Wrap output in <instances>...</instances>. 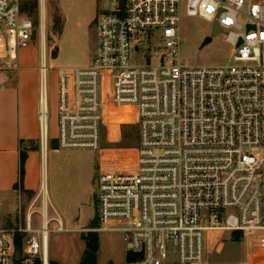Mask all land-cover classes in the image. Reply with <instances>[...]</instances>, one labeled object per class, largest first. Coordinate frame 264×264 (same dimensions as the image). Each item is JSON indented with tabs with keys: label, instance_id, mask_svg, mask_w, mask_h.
<instances>
[{
	"label": "built area",
	"instance_id": "2783aa9c",
	"mask_svg": "<svg viewBox=\"0 0 264 264\" xmlns=\"http://www.w3.org/2000/svg\"><path fill=\"white\" fill-rule=\"evenodd\" d=\"M22 2L0 0V84L21 71L20 50L45 38L44 26ZM182 13L217 22L234 64H186ZM97 25L93 62L56 68L55 152L99 151L107 110L126 107L136 119L138 148L133 163L100 167V227L85 231L121 233L126 257L137 255L125 264H172L173 254L175 264H207L211 245L238 233L247 243L242 264H264V0H112ZM46 75L44 66L39 121L45 153ZM42 216L41 229L29 214L24 224L0 230V264H15L17 235L25 264L37 258L49 264V233L72 230Z\"/></svg>",
	"mask_w": 264,
	"mask_h": 264
},
{
	"label": "rangeland",
	"instance_id": "374dc122",
	"mask_svg": "<svg viewBox=\"0 0 264 264\" xmlns=\"http://www.w3.org/2000/svg\"><path fill=\"white\" fill-rule=\"evenodd\" d=\"M111 4L112 0H38V18H34L38 26L43 25L45 28L43 48L46 46L47 49L45 65L51 136L59 134V72L56 68L86 67L92 63L99 49L98 18L110 10ZM58 18L60 26L63 27L62 33L55 27ZM211 27L212 25L203 19L187 17L182 13L179 34L180 56L186 64L192 66L234 64V50L226 43L225 33L202 47L206 37L211 34ZM40 39L35 40L29 47L22 48L19 52L20 57L23 54H28L30 58L34 56L41 64ZM114 110L108 109L104 116L99 151L75 149L55 153L51 150L44 164L41 183L43 182L46 188L50 203L49 216H55L53 211L55 209L64 226L76 230L64 233L50 232L52 253L54 251L60 256L64 264L80 263L82 250L85 248L81 237L89 233L85 231L89 226L100 227L98 220L91 224L98 216V202L94 190L97 188L95 181H98L100 167L118 166L136 160L138 127L134 113L130 116L124 109ZM32 202L23 210L16 226L24 224L27 216L32 214L33 227L41 229L40 222L43 220L42 212L45 207L44 193L41 198ZM56 224L51 223L50 230H54ZM120 238L122 234L118 232L99 233L101 251L98 254V264L106 263L110 258L112 264H125V252L120 261L114 258L119 256ZM233 240L235 239L226 234L223 241L211 245L206 263L242 264L247 260V243L243 239ZM208 247L209 245L206 249ZM171 263H176L175 254L171 255Z\"/></svg>",
	"mask_w": 264,
	"mask_h": 264
},
{
	"label": "crops",
	"instance_id": "0c3cea01",
	"mask_svg": "<svg viewBox=\"0 0 264 264\" xmlns=\"http://www.w3.org/2000/svg\"><path fill=\"white\" fill-rule=\"evenodd\" d=\"M40 41L42 45L41 64L38 58H34V56L30 58L28 54H23L22 57L19 56L21 71L18 74H10L9 79L0 84V230L13 228L24 212L23 210L30 205L32 200L36 201L41 198L43 193L45 197L43 215L48 218H58L63 222L54 208L55 216H49L50 203L46 188H44L43 182L41 183L47 155L51 150L55 152L58 136L49 135L48 123L47 140L44 146L47 151L44 153L39 110L42 68L46 66L47 49L46 46L43 49L45 39H40ZM22 149L28 150L23 178H21ZM95 220H92L91 224H94ZM40 224L42 225V220ZM88 230H92L91 226L88 227ZM81 238L84 241L83 236ZM118 245L119 256L114 258L120 261L125 252L123 236L119 239ZM85 249L86 244L82 254ZM100 251L101 245L98 254ZM22 258L23 254H21ZM48 259L64 264L60 256L54 251L52 253L50 233L48 235ZM103 264H112L111 258Z\"/></svg>",
	"mask_w": 264,
	"mask_h": 264
},
{
	"label": "trees",
	"instance_id": "16d2710c",
	"mask_svg": "<svg viewBox=\"0 0 264 264\" xmlns=\"http://www.w3.org/2000/svg\"><path fill=\"white\" fill-rule=\"evenodd\" d=\"M22 8H23V11L27 13L29 16L38 18V0H23ZM36 23H37V20H36ZM60 25H61L60 19L58 18L55 22V27L56 29L59 30V33H62L63 27ZM127 137L128 136H126V138ZM27 152H28L27 149L21 150V178H23V175H24V165L27 159ZM97 220L98 218L95 221ZM96 228L97 226L91 227V229H96ZM233 239H235L233 241H237L239 239L241 240L242 235L237 233L235 234V237ZM22 240H23V236L17 235L16 240H15V248L21 254L23 252ZM83 240L85 241L86 249H85V252L83 254L80 264H97L98 252L100 248L99 234L97 232H89L88 234L83 236ZM15 264H25L24 258H22L19 262L15 261ZM33 264H42V261L39 258H37L34 260ZM49 264H59V263L53 260H49Z\"/></svg>",
	"mask_w": 264,
	"mask_h": 264
},
{
	"label": "water",
	"instance_id": "95a60500",
	"mask_svg": "<svg viewBox=\"0 0 264 264\" xmlns=\"http://www.w3.org/2000/svg\"><path fill=\"white\" fill-rule=\"evenodd\" d=\"M222 34L221 28L217 22H215L212 27H211V34L206 37L205 41L202 44V47L206 46L207 44L211 43L213 39L217 36ZM98 181H95V187L98 185ZM97 189V188H96ZM96 189L94 191H96ZM141 256L143 255L142 253L140 254ZM137 255L136 254H129L128 257H126L127 262H133L135 261ZM21 260V254L19 251L16 252V262H19Z\"/></svg>",
	"mask_w": 264,
	"mask_h": 264
},
{
	"label": "bare ground",
	"instance_id": "6f19581e",
	"mask_svg": "<svg viewBox=\"0 0 264 264\" xmlns=\"http://www.w3.org/2000/svg\"><path fill=\"white\" fill-rule=\"evenodd\" d=\"M43 35H45V29H44ZM44 37H45V36H44ZM44 39H45V38H44ZM43 49H44V48H43ZM122 109H124V110L126 111V114L129 113V115H131V113H132L131 108L126 107V108H122ZM129 117H130V116H129ZM44 153H45V151H44ZM46 255L48 256V237H47V239H46Z\"/></svg>",
	"mask_w": 264,
	"mask_h": 264
}]
</instances>
